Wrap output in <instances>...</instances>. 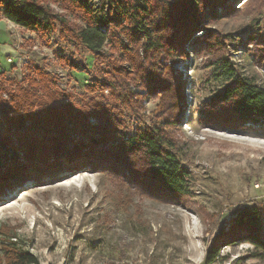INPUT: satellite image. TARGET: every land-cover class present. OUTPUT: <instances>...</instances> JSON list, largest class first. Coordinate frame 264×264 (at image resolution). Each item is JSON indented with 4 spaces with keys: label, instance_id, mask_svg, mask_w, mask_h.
Wrapping results in <instances>:
<instances>
[{
    "label": "rangeland",
    "instance_id": "374dc122",
    "mask_svg": "<svg viewBox=\"0 0 264 264\" xmlns=\"http://www.w3.org/2000/svg\"><path fill=\"white\" fill-rule=\"evenodd\" d=\"M37 1L56 18L52 31L1 23L7 30L0 26V84L26 85L28 74L37 80L48 74L54 82L49 91L58 94L53 106L87 104L92 128L108 116L93 115L98 111L93 105L113 115L110 139H102L107 143L140 130L161 132L187 169L188 181L184 194L171 196L145 176L141 161L134 164L140 176L132 179L126 170L108 166L72 171L70 159L40 182L21 173L2 182L1 232L13 234L17 246L32 252L39 264H264L244 241L222 246L213 263L205 262L209 246L231 228L236 211L264 203V129L223 124L212 115L204 121L205 112L216 111L212 96L228 84L214 70L216 58L223 56L242 77L264 87V0L237 5L230 0L227 6H206V12L196 7L200 27L189 37L187 56L154 61L161 72L182 73L176 106L172 96L161 97L139 83L123 38L112 36L94 55L75 38L84 24L77 7L69 0ZM217 110L228 108L219 102ZM16 141L0 118V157L21 158V147H11ZM136 182L143 187L133 190Z\"/></svg>",
    "mask_w": 264,
    "mask_h": 264
},
{
    "label": "trees",
    "instance_id": "16d2710c",
    "mask_svg": "<svg viewBox=\"0 0 264 264\" xmlns=\"http://www.w3.org/2000/svg\"><path fill=\"white\" fill-rule=\"evenodd\" d=\"M69 1L83 17L84 24L77 28L75 35L79 44L98 55L112 36L119 35L129 45L123 50L134 53L133 56L128 54L127 61L139 83L151 93L159 90L157 93L161 97L172 96L175 100L171 104L174 106L183 91L182 73L171 69L161 72L154 62L156 57L166 61L175 55L187 56L189 37L193 30L200 27L196 16L198 9L205 11L206 6L223 7L230 2L100 0L96 9H92L82 0ZM240 1L243 0H238L236 5ZM0 8L5 19L30 32H50L56 19L37 0H0ZM213 67L221 81L228 84L212 96V107L216 111L205 112L204 121L212 115L214 121V116H217L223 124L240 122L264 129V87L242 77L223 56L216 58ZM3 75L4 71L0 72V78ZM39 75L38 80L29 74L24 77L22 81H26V85L14 86L11 81L0 84V118L8 134L17 137V144L11 142L12 149L19 146L23 152L21 158L13 153L0 157V185L19 173L40 182L43 176L53 173L57 165L65 162L67 165L70 159L73 161L67 167L72 171L81 166H108L116 171L126 170L132 179H138L140 172L134 164L141 161L145 176L156 183L162 193L171 196L184 194L187 169L178 161L170 142L161 132L140 130L134 136L119 138L116 144L107 143L102 139H110L109 133L114 129L113 115L93 105L91 108L98 110L92 112L93 115L108 116L100 126L92 128L86 122L90 107L87 104L83 107L75 104L53 106L58 97V94L49 91L53 79L46 73ZM117 75L122 77L119 72ZM125 79L123 77L122 81ZM9 86L12 88L9 89ZM37 88L43 92L41 95H37ZM3 93H6V99ZM219 102L228 108L227 112L217 110ZM88 136H92L93 141L86 144ZM19 159H23L24 163ZM136 183L132 185L133 190L143 187V183ZM233 220L228 231L222 230L215 237L206 252L205 262L213 263L219 257L222 246L242 241L253 246V257L264 260V203L261 206L240 207ZM14 239L13 234H3L0 230V264H39L37 257L19 248Z\"/></svg>",
    "mask_w": 264,
    "mask_h": 264
},
{
    "label": "built area",
    "instance_id": "2783aa9c",
    "mask_svg": "<svg viewBox=\"0 0 264 264\" xmlns=\"http://www.w3.org/2000/svg\"><path fill=\"white\" fill-rule=\"evenodd\" d=\"M87 6L92 9H96L100 0H82ZM9 60V59H8ZM10 61V60H9Z\"/></svg>",
    "mask_w": 264,
    "mask_h": 264
},
{
    "label": "crops",
    "instance_id": "0c3cea01",
    "mask_svg": "<svg viewBox=\"0 0 264 264\" xmlns=\"http://www.w3.org/2000/svg\"><path fill=\"white\" fill-rule=\"evenodd\" d=\"M0 13H1V8H0ZM3 21H6V22H8V23H10L11 25H15L14 23H12V22H10L9 20H7V19H5L3 16H2V13H1V16H0V26L3 28V29H5V27H6V25L5 24H1V23H3ZM15 26H17V25H15ZM5 30H7V29H5ZM12 42H13V39H12ZM13 44V43H12ZM14 48V47H13ZM11 59V58H10ZM9 59V60H10Z\"/></svg>",
    "mask_w": 264,
    "mask_h": 264
}]
</instances>
